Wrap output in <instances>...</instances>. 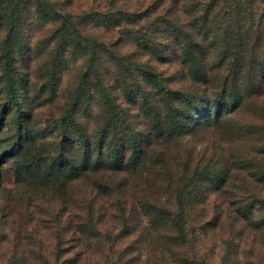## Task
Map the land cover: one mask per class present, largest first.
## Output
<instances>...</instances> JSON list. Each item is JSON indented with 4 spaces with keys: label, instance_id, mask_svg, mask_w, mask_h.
Segmentation results:
<instances>
[{
    "label": "rangeland",
    "instance_id": "obj_1",
    "mask_svg": "<svg viewBox=\"0 0 264 264\" xmlns=\"http://www.w3.org/2000/svg\"><path fill=\"white\" fill-rule=\"evenodd\" d=\"M47 2L28 0L12 30L10 1L0 16V264H264L263 74H249L240 107L218 100L232 91L221 86L230 67L211 57L222 43L202 61L209 78L185 61L193 25L183 0ZM116 9L142 16L106 27L87 15ZM168 19L181 26L177 37ZM63 21L82 34L60 37ZM89 33L104 46L92 61ZM149 132L134 172L82 171L85 139L145 145ZM54 165L80 176L56 179ZM179 202L189 216L175 239L170 221L154 226L147 214L176 212Z\"/></svg>",
    "mask_w": 264,
    "mask_h": 264
},
{
    "label": "trees",
    "instance_id": "obj_2",
    "mask_svg": "<svg viewBox=\"0 0 264 264\" xmlns=\"http://www.w3.org/2000/svg\"><path fill=\"white\" fill-rule=\"evenodd\" d=\"M6 1H10V6L8 10L9 15V25L10 30L13 29L16 23L14 16H18L21 8L28 3V0H0V16L4 15ZM40 5L47 7L49 4L47 0H38ZM223 5L219 6L220 0H208L207 2H201L196 0L194 3H190L189 0H183L180 7L182 13L189 15L191 17V26L189 32H185L187 41L184 40L182 44V54L184 55L185 61L190 60V62L197 63L198 69L201 67L204 77H208L209 73L206 69L204 62L205 56L209 55V49L217 51L215 47L216 44L220 42V48L222 50L216 54L213 52L212 58L217 62L230 67L229 77L222 81L221 86L227 88L230 83V88L232 91L226 92L224 90V96L218 98V100L228 99L230 103H234V107H240L242 104V97L247 92H250L254 83V79L248 78L251 72H260L264 77V58L259 60L255 59L256 51H260L264 54V0H221ZM189 5L191 7H189ZM43 8V7H42ZM41 8V9H42ZM225 9V10H224ZM223 10V11H222ZM51 13H55L50 10ZM154 12V10H153ZM152 12V13H153ZM45 14V12H43ZM67 16H71L66 14ZM91 18H97L100 22L106 26H120L123 22L134 24L139 21L140 12H128L122 9L110 10L106 12H89L87 13ZM56 16H63L62 14H56ZM157 16H165V14H160ZM228 16V17H223ZM65 20V18H62ZM70 23L62 22L59 27L60 37L66 36L71 37L80 36L82 30L78 28L76 24L71 26ZM109 25V26H107ZM165 29L170 30L171 34L175 37L178 36L181 31V26L174 21L165 20ZM195 27V28H194ZM213 29L221 30V34H215ZM178 32V34H177ZM182 32V31H181ZM88 36V49L90 52V58L92 60L98 59V54L101 49H104L103 44L93 37V33H89ZM102 44V45H101ZM7 47V46H5ZM248 49V56L251 62L243 61V57L240 56V52L244 49ZM5 67L7 71L8 80L7 83L11 90L13 89V78L11 76V62L13 60L12 49L5 48ZM253 63L252 67L251 64ZM92 65V63H91ZM228 69V68H227ZM262 69V70H261ZM250 70V71H249ZM252 75V74H251ZM209 78V77H208ZM207 79V78H206ZM209 79H207L208 82ZM219 81L218 79H216ZM252 80V81H251ZM98 89L102 87L101 80H98ZM244 103V102H243ZM152 131L151 133H153ZM157 135L162 136L159 131H156ZM153 135V134H152ZM150 132L147 134V140L145 145L141 138L135 136H128L127 138L122 136L118 138L115 142L114 140L103 139L98 142H93L92 139H85L84 145L86 148V156L84 161V166L82 171H96L101 167L103 169H109L111 171H127L134 172L135 166L146 156H148V148L150 142ZM97 147L98 152L95 151L94 147ZM65 146L62 145L59 149L61 157H65L66 152H64ZM63 153V155H62ZM98 157V158H96ZM100 158V159H99ZM68 159V158H66ZM71 165L77 166V161L73 160ZM102 166L100 167V165ZM66 165L65 163L60 164V166ZM56 165L51 166L48 169V174L57 178H66L71 180L72 178H77L80 174H75V176L66 177L62 172L55 168ZM23 167L22 164L18 163V174H20V169ZM206 172V171H205ZM82 174V173H81ZM182 195V191L179 192ZM154 209L151 213L147 214L149 221L156 226L157 224H164L166 221H170L172 226L177 230L175 239L184 238V225L188 219V214L184 213L183 204L179 202L176 212L165 213L155 211ZM244 216L248 217L249 209L244 208Z\"/></svg>",
    "mask_w": 264,
    "mask_h": 264
}]
</instances>
